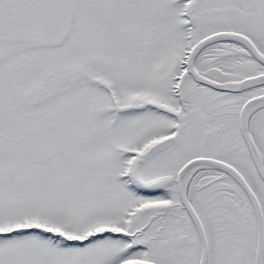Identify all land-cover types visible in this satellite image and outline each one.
<instances>
[{
  "label": "snow or ice",
  "instance_id": "6c2138e0",
  "mask_svg": "<svg viewBox=\"0 0 264 264\" xmlns=\"http://www.w3.org/2000/svg\"><path fill=\"white\" fill-rule=\"evenodd\" d=\"M0 264H264V0H0Z\"/></svg>",
  "mask_w": 264,
  "mask_h": 264
}]
</instances>
